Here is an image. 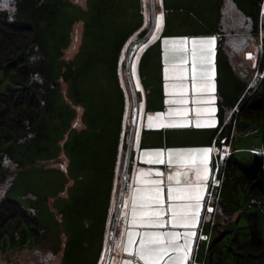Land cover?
Instances as JSON below:
<instances>
[{
	"label": "rangeland",
	"instance_id": "1",
	"mask_svg": "<svg viewBox=\"0 0 264 264\" xmlns=\"http://www.w3.org/2000/svg\"><path fill=\"white\" fill-rule=\"evenodd\" d=\"M34 2L37 3L38 11H35V22H32L37 25L41 45L48 54L53 79L59 88L52 96L51 109L44 114L40 138L31 144L8 146L18 168L9 172L13 181L7 195L34 213L44 234L41 248L56 253V264H104L108 250L107 230L118 201L117 179L121 180L116 175L118 152L122 138L126 144L125 127L131 122L132 116V99L124 64L131 44L143 37V32L150 27V2ZM262 2L156 0V30L152 38L139 48L132 64L133 79L139 95V116L135 138L137 143L134 141L133 146L135 155L123 208H128L133 197L130 178L136 166V149L142 132L152 134V137H148L149 145L152 142L158 146L167 137L170 145L183 147L182 150L171 151L174 154H186L189 148H194L193 152L196 153L197 148H203L207 142L210 149H215L213 159L209 158V177L205 181L206 194L200 217L197 225L191 229L196 236L193 238L188 264L194 261L203 263L209 247L215 241L225 245L226 249H234L237 242L243 243L250 238L257 218L264 238V197L252 196L239 167V164L252 165L263 153L264 118L255 121L241 114L261 96L256 99L248 97L238 108L242 92L247 87L241 86V80L233 73L225 56L217 54L218 40L223 37L221 31L227 32L229 41L236 42L237 33L246 23L247 16L257 23L261 21ZM262 27L259 39L264 37V23ZM213 36L216 39L211 67L214 69L215 91L195 90L191 78L192 57L188 51L183 53L186 62L182 65L187 70L183 81L187 91L174 89L172 85L177 83L176 76L171 70L167 74L164 71L170 67L165 64V39L169 41L170 47L172 40L187 37V47L190 49L192 39ZM236 45L239 47L241 44L238 42ZM262 47H251L244 55L235 57L237 61L245 58L253 65L250 73L255 71L251 77L254 87L258 85L259 79L264 78ZM211 96H215L214 101L209 99ZM221 96L224 104L229 105L231 116L215 146V127L219 124L217 102L222 104ZM181 99L187 103H178ZM209 107H215V113L203 111ZM197 108L201 112L197 113ZM184 109H187L186 113ZM237 110V115L232 117ZM159 113L163 115L158 116ZM149 116L153 117L154 126L151 128L148 126ZM158 123H163V127L156 126ZM226 141L228 143L221 152L218 150L221 149L220 143ZM229 149L231 154L225 163L228 185L219 197L232 211L231 222L222 233H218L212 231L210 217L208 213L204 215V207L211 196L210 202L213 205L216 203L218 196L213 186L217 174L222 178L224 164L221 157ZM158 163H144V167L151 173H163L160 176L165 184V205H168L167 172L172 167L185 166L187 171H184L183 178L195 181L194 172H189L194 164L175 162V157L171 164L165 161L160 165ZM139 189L143 196L146 190ZM238 209H241L240 219L237 221L236 217L232 220ZM170 230L183 233L188 229ZM202 233L208 234L210 239L203 240L200 237ZM180 242L183 243L182 238ZM39 255L35 247L17 248L8 253L0 248V264H40ZM119 256L117 243L110 264H125L126 261L143 264L135 254L128 255L122 262Z\"/></svg>",
	"mask_w": 264,
	"mask_h": 264
},
{
	"label": "trees",
	"instance_id": "2",
	"mask_svg": "<svg viewBox=\"0 0 264 264\" xmlns=\"http://www.w3.org/2000/svg\"><path fill=\"white\" fill-rule=\"evenodd\" d=\"M36 4L34 0H0V248L8 253L17 248L35 247L40 254V264H56V253L41 248L40 243L44 234L34 213L26 210L7 195L8 187L13 181L9 172L18 168L8 146L31 144L40 138L44 114L51 109L52 96L59 88V84L53 79L48 54L41 45L39 30L33 23L35 22L33 20L34 13L38 11ZM260 16L261 21L258 23L255 22V19L252 20L250 17L248 19L247 16L246 23L240 27L237 33L236 42L229 41L226 37L227 32L221 31L223 37L218 43L219 54L225 56L231 70L241 80V86L247 87L242 92L238 108L248 97L256 99L261 96L241 113L246 118L255 121L264 118V78L259 79L258 85L254 87L251 77L254 76L255 71L251 72L253 75L250 73L253 65L245 58L237 61L235 57L244 55L248 49L257 45L264 48V37L260 38L263 44L259 39L264 23L261 10ZM148 30L149 27L146 28L143 35ZM255 30L259 33H256ZM238 42L241 44L239 47L236 45ZM125 65L126 60L124 68ZM220 99L223 105L219 103L221 112L218 128L220 126L222 128L217 129L214 137L215 146L218 145V137L224 132V127L229 124L231 116L229 105L224 104L222 96ZM237 112L238 110L234 111L232 117L237 115ZM130 124L131 122L125 127L126 144ZM227 143L228 141L221 142L219 147L222 148ZM230 154L229 149V154L223 161L222 178L220 179L218 175L220 182L213 186L218 197L214 203V211L210 213L212 217L211 229L218 233H222L225 226L229 227L231 222L232 211L219 197L228 185L225 163ZM239 167L243 180L249 185L252 196L264 197V145L263 153L255 159L252 165L239 164ZM234 213L235 216L232 220L238 217V221L241 209ZM260 227L261 223L257 218L252 226L250 238L243 243L237 242L234 249H226L225 245L215 241L209 247L201 264H264V238ZM209 239L210 236L205 241Z\"/></svg>",
	"mask_w": 264,
	"mask_h": 264
},
{
	"label": "snow or ice",
	"instance_id": "3",
	"mask_svg": "<svg viewBox=\"0 0 264 264\" xmlns=\"http://www.w3.org/2000/svg\"><path fill=\"white\" fill-rule=\"evenodd\" d=\"M162 18L163 14L161 13ZM188 39L183 37L178 40H172L170 47H168L169 41L165 39V64L170 65V67L164 69L165 74L171 70L177 79V83H174L172 87L180 92H186L187 88L183 81L187 70L182 65L186 62L183 53L188 51L192 57L191 78L195 90L197 92H214V69L211 67V57L216 38L214 36L201 39L194 38L191 40L190 49L187 47ZM209 99L214 101L215 96H211ZM177 102L187 103L186 100L182 99ZM183 111L186 113L187 109ZM203 111L215 113L216 108L209 107L203 109ZM199 112H201V109L197 108V113ZM157 115L162 116L163 114L159 113ZM148 126L150 128L154 126L152 116L148 117ZM156 126L163 127V123H158ZM198 151L200 153L199 161L185 153L174 154L168 152L167 162L169 164L174 162L175 157V162L194 164L196 172L195 181L186 183L184 186H180L179 183L175 186L171 184V181L177 179L180 173L168 176L169 184L167 188L169 199L172 203L165 205L163 199L165 184L163 180L159 179L154 181L156 187L150 200V203L155 205V207L145 205L140 189H136L135 195L132 197L131 223L133 226L142 224L162 228L169 223L170 219L172 226L182 225L188 229L183 233L161 230L145 231L142 236L135 230H128L126 243L121 242L122 250L134 252L139 257V260L143 261V264H161L162 261L163 264H188L190 253L192 252L193 238L196 236V233L191 229L197 225L200 217L206 188L205 181L209 177V153L212 149L203 148ZM145 155L150 159L154 158L160 163L164 162L162 150H157L153 153L146 152ZM157 175L160 176L163 173L157 172ZM177 200L182 202L178 204L176 203ZM208 210L211 211L210 208ZM137 237H140L138 245ZM181 238L183 243L180 242ZM125 264H132V262L126 261Z\"/></svg>",
	"mask_w": 264,
	"mask_h": 264
},
{
	"label": "crops",
	"instance_id": "4",
	"mask_svg": "<svg viewBox=\"0 0 264 264\" xmlns=\"http://www.w3.org/2000/svg\"><path fill=\"white\" fill-rule=\"evenodd\" d=\"M218 43H219V40H218ZM217 47H218V45H217ZM218 53H219V51L217 50V54ZM217 105H218V117H219V124H220V112H221V110H220L219 102H217ZM219 124H218V126H219ZM216 126H217V122H216ZM215 129L217 130L218 127H215ZM149 136L152 137V134L150 135V133H148V132H142L141 138H140V140H139V142L137 144L138 147L136 149V166L134 168L133 176L130 179L132 180V182H131L132 183V189L134 191L133 192V196L135 195V190L136 189L144 188L146 190V192L143 194L142 197H143V200L145 202V205L148 206V207H155V205L150 203L151 197L154 195L153 190L156 187V185L154 184V181H156L157 177H158L159 180H161L162 177L161 176L159 177L157 175V173H151V171L148 168L144 167V163H151V164H157L158 163V161H156L154 158L150 159L148 156H146L145 153L146 152L147 153H153V152H155L157 150H162L163 153H164L163 160L167 163V159H168L167 154H168V152L179 151V150H182L183 147L179 148V147L174 146L172 144L170 145L167 137L165 138L164 141L161 140V142H160V144L158 146H154L152 144V142L149 145V140H148ZM135 138H136V135H135ZM206 140H207V138L205 139V141ZM122 141H123L122 142L123 144L121 143V148H120V150L118 152V163H117V172H116L117 177L119 175V178H121V179H122V171H123V159H124V155H125V152H126V149H125L126 148V144H124V138H122ZM135 142L137 143L136 140H135ZM168 148H171V149H168ZM203 148H209L208 142L204 143ZM203 148L201 147V148H197V149L200 150V149H203ZM223 148L224 147H222L219 150L222 152ZM193 149L194 148H189L187 150L186 154L190 155L191 157H195V160L199 161L200 153H199V151L196 152V153L193 152ZM214 150L215 149H213L209 153V158L211 157V159H213V153H215ZM228 154H229V152L226 155H228ZM134 155L135 154H134V151H133L132 152L131 164L133 163ZM226 155L224 157H221L222 158V163H223ZM160 164H162V163L159 162L158 165H160ZM167 165L170 166L169 164H167ZM130 171H131V168H130ZM130 171H129L128 179L130 177ZM184 171H187L185 166L184 167H182V166H177L176 167L175 166V167H172V169L167 172L166 176L168 177L169 175H174L175 173H180V175H179V177L177 179H173L171 181V184L173 186H175L177 183H179V185H180L182 183L186 184V183L193 182V180H191V179H184L183 178ZM212 171H213V169H212V166H211V174H212ZM189 172H194V175L196 177L195 165H194L192 171L189 170ZM211 174H210V177H211ZM218 179H219V177H218V174H217L216 180L214 182V185H218L219 184L220 181ZM117 181H118V187H119V190H120L121 180L117 179ZM138 182H141V183H138ZM142 182H144V183H142ZM127 184H128V181H127ZM205 184H206V182H205ZM117 194L119 196V191L117 192ZM164 194H165V190L163 189V199L165 200ZM205 194H206V190H205ZM205 194H204L203 201L205 199ZM125 195H126V191H125ZM211 198H212V196L207 199V203L205 204V207H204V210H205L204 211V215L208 213V215L210 217V221L212 219L210 213H213V211H214V205L212 204V202H210ZM170 203H172V201H170L169 194H168V204H170ZM176 203H178V202L176 201ZM123 205H124V202H123ZM131 206H132V198H131V203L129 204L128 208L124 209L122 207L123 212L121 211L120 221H119V224H118V229H117L116 238H115L114 248L116 247V244L118 243V250H119V255H120L119 256V260L121 262L128 255L135 254L134 252H128V251L122 250L121 242L123 241V242L126 243L127 231L128 230H135V231L139 232L141 234V236H142L143 232H145V231H154V230L175 231V230H170L171 228H181L183 230L185 229V227L182 226V225L172 226L170 219H169V223L166 226L162 227V228H156V227H152V226H145V225H142V224H137V225L133 226L132 223H131ZM209 208L211 209V211L208 210ZM112 217L114 218V216L110 217V225H109L110 227H108V230H107V244L109 243V233H110V229H111V226H112V223H111ZM200 237L203 240H206L207 237H209V235L206 234V233H202L200 235ZM139 239H140V237L136 238L137 245H138ZM193 264H200V263L198 261H196V262L194 261Z\"/></svg>",
	"mask_w": 264,
	"mask_h": 264
},
{
	"label": "water",
	"instance_id": "5",
	"mask_svg": "<svg viewBox=\"0 0 264 264\" xmlns=\"http://www.w3.org/2000/svg\"><path fill=\"white\" fill-rule=\"evenodd\" d=\"M149 2H150V13H151L150 14L151 23H150L149 30L143 37L138 38L131 44L128 50L127 57H126L125 73H126V79L128 82V87H129L131 98H132V116H131V124H130V131H129V136H128L126 154H125V159H124V166H123V171H122V179H121V185H120V190H119L118 202L116 205V210H115L114 218L112 221V226H111L110 233H109L108 250H107V256H106V260L104 264H110L112 256H113L115 238H116L118 224L120 221L121 211L123 207L125 191L127 187V181H128V176H129V171H130V166H131L132 152H133V146H134V141H135L138 116H139V100H138L137 89L135 87L133 74H132V64L135 58V54L137 53L139 48L152 38L156 30V27H157L156 0H149Z\"/></svg>",
	"mask_w": 264,
	"mask_h": 264
},
{
	"label": "built area",
	"instance_id": "6",
	"mask_svg": "<svg viewBox=\"0 0 264 264\" xmlns=\"http://www.w3.org/2000/svg\"><path fill=\"white\" fill-rule=\"evenodd\" d=\"M261 15L264 16V3H263V5H262ZM215 155H216V154H215Z\"/></svg>",
	"mask_w": 264,
	"mask_h": 264
}]
</instances>
